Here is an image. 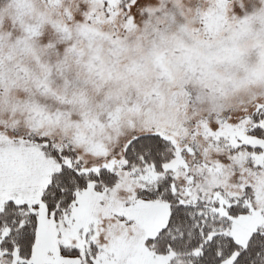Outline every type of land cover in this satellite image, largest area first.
I'll return each instance as SVG.
<instances>
[{
	"label": "snow or ice",
	"instance_id": "1",
	"mask_svg": "<svg viewBox=\"0 0 264 264\" xmlns=\"http://www.w3.org/2000/svg\"><path fill=\"white\" fill-rule=\"evenodd\" d=\"M0 264H264V0H0Z\"/></svg>",
	"mask_w": 264,
	"mask_h": 264
}]
</instances>
